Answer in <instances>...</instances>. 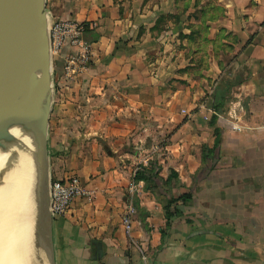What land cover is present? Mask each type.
<instances>
[{"label": "crops", "instance_id": "1", "mask_svg": "<svg viewBox=\"0 0 264 264\" xmlns=\"http://www.w3.org/2000/svg\"><path fill=\"white\" fill-rule=\"evenodd\" d=\"M66 4L97 40L51 109L48 169L77 175L91 197L53 218L55 264H264V0ZM201 24L202 67L183 39ZM148 163L191 195L168 227L160 194L133 180Z\"/></svg>", "mask_w": 264, "mask_h": 264}, {"label": "water", "instance_id": "2", "mask_svg": "<svg viewBox=\"0 0 264 264\" xmlns=\"http://www.w3.org/2000/svg\"><path fill=\"white\" fill-rule=\"evenodd\" d=\"M44 4V0H0V117L16 118L31 130L34 146L31 198L36 206L33 249H40L46 264H55L47 149L51 93L37 108L50 83L51 70ZM37 67L41 68L40 77L35 76ZM15 91H22V97L13 98ZM7 137V130L0 126V138Z\"/></svg>", "mask_w": 264, "mask_h": 264}, {"label": "bare ground", "instance_id": "3", "mask_svg": "<svg viewBox=\"0 0 264 264\" xmlns=\"http://www.w3.org/2000/svg\"><path fill=\"white\" fill-rule=\"evenodd\" d=\"M40 75L41 68H35V76ZM49 86L37 108L48 97ZM22 95V91H15L12 97L18 99ZM0 126L8 133L7 138H0V166L5 175L4 186L0 190V264H46L41 258L42 254L40 256L33 249L35 218L31 202L34 152L31 144L33 140L30 138L32 133L16 118L0 117Z\"/></svg>", "mask_w": 264, "mask_h": 264}, {"label": "built area", "instance_id": "4", "mask_svg": "<svg viewBox=\"0 0 264 264\" xmlns=\"http://www.w3.org/2000/svg\"><path fill=\"white\" fill-rule=\"evenodd\" d=\"M93 28L90 23L74 21H58L47 19L48 48L52 56L60 55L64 49H72L75 56L64 59L68 73H78L85 68L89 60L91 43L83 40L84 27ZM62 56V55H61ZM78 197H91V191L81 184L77 176H66L59 180H50L49 183V210L52 218L62 216L70 207L72 201ZM134 208L130 205L123 218L125 230L128 233Z\"/></svg>", "mask_w": 264, "mask_h": 264}, {"label": "rangeland", "instance_id": "5", "mask_svg": "<svg viewBox=\"0 0 264 264\" xmlns=\"http://www.w3.org/2000/svg\"><path fill=\"white\" fill-rule=\"evenodd\" d=\"M44 1H45L44 9L47 13V19L49 17V20L56 19L58 21H73V20H66L65 19L66 17L64 18V16H63V15H65L63 13V11L67 7L66 3L68 0H44ZM200 1H202V0H199V2ZM199 2L196 0V3H197L196 7L198 6ZM184 5L185 4L183 3V6ZM52 7L54 8V11L52 10ZM200 11L201 10L197 9L195 12L194 11L192 12L193 14L195 13L194 14L195 18H197L198 16H201V15H199ZM59 13H61V14L59 15ZM160 27L163 28V25L162 24L159 25V28ZM185 27L189 30L187 33H185V35L183 37V39L186 40V43L188 42L187 49H189L190 52H195L196 56H198V58L196 60L200 61L199 66L202 67L203 61H204L203 55H204V50H205L204 49V43H203L204 42L203 37H204L205 29L207 30L208 27L207 26L205 27L202 24H201V26L196 25L195 27H192V26L188 25ZM75 53L76 52L72 51V49H70V48L62 50L60 55H55V56H52L51 53L49 52V55L51 58V70H50V83H49L50 86H49L48 96L51 93V95H50L51 96V109H53L56 106V102L60 98V95L64 94L63 93V91L65 90L64 88H67L70 83L74 82V79H75L74 77L77 73L73 74V73H68L66 71L64 59L66 57L75 56ZM225 60H227V62H228L227 58H225ZM88 63H89V60H88ZM207 84H209V82L204 83V85H202V86H206V88H207ZM206 88L204 89L202 87V89L204 91L201 90L200 91L201 93L197 94V101L198 102L203 101V99H204L203 92L208 91V89H206ZM192 110L195 111V110H198V108L194 107ZM48 125H50L51 129H53L52 126H54V117L52 116V112H50V115H49ZM49 129H50V127H49ZM163 142L165 143V141H163ZM74 175L75 174H67L66 176H74ZM4 176H5L4 171H3L2 167L0 166V190L1 191L3 189L4 182H5ZM75 176H77V175H75ZM32 205H33L32 209L34 208V218H35L36 206H35V201L33 199H32ZM4 207L6 208V205H4ZM37 252H39V254L41 256V253H40L41 251L39 250V248H38ZM42 257L43 256H41V258ZM39 264H41V263H39Z\"/></svg>", "mask_w": 264, "mask_h": 264}, {"label": "trees", "instance_id": "6", "mask_svg": "<svg viewBox=\"0 0 264 264\" xmlns=\"http://www.w3.org/2000/svg\"><path fill=\"white\" fill-rule=\"evenodd\" d=\"M82 38L85 42L91 43L92 41L97 40V34L92 30L88 29L87 26L83 29ZM228 93V91H227ZM215 97H220V91L215 92ZM223 99V98H222ZM213 111L214 114L211 117V122L214 123L216 117L215 113H218L221 108V104H213ZM218 131L215 130V134ZM218 135V134H217ZM158 165L157 163H148L147 165H141L136 170L133 180L135 182H143L144 188L153 194L159 195L157 198L162 205L165 220H166V227L169 226L171 219L175 215H179L180 213L175 207V204L180 201L182 203H187L190 199L191 195L188 192H184L182 194L176 195L175 192L182 187L180 181L178 179V175L173 170L169 171L168 177L163 180L158 174ZM159 192V193H158ZM164 197V198H161Z\"/></svg>", "mask_w": 264, "mask_h": 264}]
</instances>
